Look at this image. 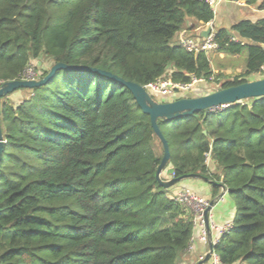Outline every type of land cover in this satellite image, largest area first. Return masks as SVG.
Listing matches in <instances>:
<instances>
[{
  "label": "trees",
  "instance_id": "1",
  "mask_svg": "<svg viewBox=\"0 0 264 264\" xmlns=\"http://www.w3.org/2000/svg\"><path fill=\"white\" fill-rule=\"evenodd\" d=\"M213 17L205 0H0V82L22 79L40 58L141 86L164 75L182 83L214 75L217 88L249 81L264 64V18L214 32L216 51L246 55L234 75L214 73L208 53L174 41ZM7 96L0 264H181L192 214L158 183L162 144L124 85L59 70L17 104ZM157 124L170 175L206 178L213 197L221 183L234 202L229 229L212 245L221 264H264V97Z\"/></svg>",
  "mask_w": 264,
  "mask_h": 264
},
{
  "label": "water",
  "instance_id": "2",
  "mask_svg": "<svg viewBox=\"0 0 264 264\" xmlns=\"http://www.w3.org/2000/svg\"><path fill=\"white\" fill-rule=\"evenodd\" d=\"M210 30L211 28L207 27L204 30V32L201 34L202 37H207L208 34L210 33ZM59 70H65V71L90 70L100 75L109 77L113 80L119 81L131 92L138 107L141 109V111L144 114L149 116L151 127L155 135L158 137V139L162 144L163 156L156 171V179L158 183L165 188H169L170 186L180 182L183 179L191 178V177H200V176L185 175L178 178L172 177L171 179L168 180H164L161 178V173L165 169V166L169 160V150H168L167 142L158 127L157 119L161 118L167 121H171L173 119L185 115H189L197 111L211 109L212 107L217 105H221V104L231 105L245 99L264 97V77H263L255 80H249L237 85H232L226 88L219 87L211 93L198 97H181V98H174L169 101L157 102L153 99V97L146 91V89L143 86L132 81L123 80L108 71L100 70L93 67H87L83 65H67L61 62H57L50 67L48 73L42 78L14 79L4 82L0 87V100L4 96L12 94L17 89H21V88L32 89L45 84ZM203 133H205V131H203ZM3 143H4V139L0 127V159L2 156ZM202 179L210 183V181L207 180L206 178H202ZM215 185L219 186L222 189L221 194L227 193V190L221 183H215ZM209 210L210 208L204 212V219L207 227H208ZM211 251H212V244H211V240H209V251L206 254L205 258L203 259L204 261H207L209 259V255ZM204 261H200V262L202 263Z\"/></svg>",
  "mask_w": 264,
  "mask_h": 264
},
{
  "label": "built area",
  "instance_id": "3",
  "mask_svg": "<svg viewBox=\"0 0 264 264\" xmlns=\"http://www.w3.org/2000/svg\"><path fill=\"white\" fill-rule=\"evenodd\" d=\"M212 10L217 3L222 0H205ZM210 27V33L207 37H202L199 40H194L191 37L186 36H179L178 43L187 51L193 52H210L216 51L218 49V44L214 40V31L212 29V24L209 22L205 29ZM235 40V39H234ZM33 70V71H32ZM28 68L25 72V75L22 79H39V73L36 72L34 69ZM258 75L264 77V64L259 67ZM37 77V78H36ZM3 83L0 82V87ZM146 91L151 95L159 96V97H171V98H181V97H198L202 95H206L208 93L213 92L217 89V79L214 75L210 76L208 79L198 78L195 76H191L190 81L182 83V82H175L171 79L169 75H164L159 77L153 82H150L143 86ZM229 106L228 104H221L212 107L210 110H222ZM209 159L207 155V160ZM170 179L173 177L172 175L169 176ZM223 197V194H219L213 199H209L203 196H199L194 193L189 188H181L177 192L172 195V198L179 202L181 205L186 207L192 214V223L194 229L198 228V239L203 241L204 243L209 240V229L211 226L210 222V213L213 205L220 201ZM208 211V227L206 226L205 219H204V212L209 209ZM231 225V224H230ZM229 224L216 226L215 228L221 235L222 233L226 232L229 227ZM214 228V227H213ZM219 237H215L211 239V244H215L218 241ZM194 240V235L191 237V241ZM203 259V257L201 258ZM209 264H221L218 259V256L215 252L211 251L208 259Z\"/></svg>",
  "mask_w": 264,
  "mask_h": 264
},
{
  "label": "crops",
  "instance_id": "4",
  "mask_svg": "<svg viewBox=\"0 0 264 264\" xmlns=\"http://www.w3.org/2000/svg\"><path fill=\"white\" fill-rule=\"evenodd\" d=\"M261 0H256L254 3H247L245 0H222L219 3H217L214 7L213 13L214 17L211 20L212 29L215 32L219 28H225L230 29L234 24L241 20H251V21H257L261 18H264V9H260L258 4ZM190 23H187V26H189ZM206 26L199 27L196 31H185L183 30L179 36L183 35L186 37H190L191 34L197 35L199 39L202 38V33L204 32ZM232 36L235 40H240L239 37L235 32H232ZM214 53H220L222 56L226 57L227 54L223 52L218 51H210L209 59L211 63V68L214 73L217 72H223L228 75H234L236 73H240L245 70V66L243 70H239L240 72L234 73V70L230 66H224L225 64L220 65H213L211 62V54ZM233 57L237 55H231ZM19 93L13 92L10 94L9 99L12 100L15 98L14 95H18ZM208 166L213 169L214 165L213 162L208 159L207 160ZM161 177L164 180L170 179V173L163 172L161 173ZM181 188H189L194 193H196L199 196H203L209 199H213L212 191H211V185L203 180L200 177H191L181 180L180 182L172 185L169 187V191L171 192H177ZM222 189L220 188L219 194H221ZM218 194V195H219ZM235 215V206L234 204L226 199V197H222V199L218 202H216L210 213V222L211 228L209 229V240L214 239L215 237H219L220 234L215 228L216 226H222L226 224H231ZM194 240L191 241L190 246L186 253V258L181 262L182 264H209L208 260L205 262L201 258H205L206 254L209 251V240L207 239V242L204 243L203 241H200L198 239V228L194 229L193 231Z\"/></svg>",
  "mask_w": 264,
  "mask_h": 264
},
{
  "label": "rangeland",
  "instance_id": "5",
  "mask_svg": "<svg viewBox=\"0 0 264 264\" xmlns=\"http://www.w3.org/2000/svg\"><path fill=\"white\" fill-rule=\"evenodd\" d=\"M190 37L192 39H194V40H199V37L197 35L191 34ZM176 40H178V38L175 36L174 41H176ZM176 42H178V41H176ZM245 57H246L245 53H242V54L237 55L235 57H233V56H231L229 54H227L226 57H224L220 53H214V54H211V62H212L213 65L225 64L224 66H230L234 70V73H236V72H240L239 70H243V68L245 66ZM50 67H51V65H50V62L49 61L40 58L38 60L33 59L31 61V65H30L29 68L31 70L32 69H35V70H37V72H42L45 69H48L49 70ZM259 78H263V77L260 76V75H258V74H252V75H250L248 77L249 80H255V79H259ZM27 92H28V89H26V88L17 89L15 91V93H19V94L17 96L14 95L15 98H13L10 101H12L13 103H16L17 104L18 102L21 101V98L23 97V94L24 93H27ZM9 97H10V95L7 96L8 99H9ZM152 97L157 102H160V101L163 102V101H169V100H171V97H168V96L167 97H159V96L153 95ZM163 172H167V167H166V169H164L162 171V173ZM162 177H164V176H162ZM169 194L170 195H174V192L169 191ZM224 196L226 197V199L230 200L234 204L233 200L230 198V196L228 195V193H224L223 194V197ZM184 257L186 258V255Z\"/></svg>",
  "mask_w": 264,
  "mask_h": 264
}]
</instances>
